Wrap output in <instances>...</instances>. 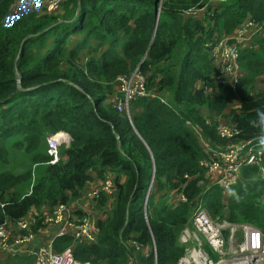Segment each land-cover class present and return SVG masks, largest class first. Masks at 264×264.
Here are the masks:
<instances>
[{
	"label": "trees",
	"instance_id": "16d2710c",
	"mask_svg": "<svg viewBox=\"0 0 264 264\" xmlns=\"http://www.w3.org/2000/svg\"><path fill=\"white\" fill-rule=\"evenodd\" d=\"M16 1L0 0V221L41 220L111 172L112 192L95 198L96 240L61 234L55 250L71 246L88 264H176L197 199L214 217L264 232V148L260 164L242 166L226 189L199 163L210 147L264 137V91L255 85L264 82V35L240 50L235 82L217 78L209 55L211 41L248 15L264 23V0H62L53 12L19 14ZM137 65L163 100L138 97L119 111L112 79ZM219 119L235 134L221 137ZM58 131L70 139L50 162L46 137ZM172 191L186 200H170Z\"/></svg>",
	"mask_w": 264,
	"mask_h": 264
},
{
	"label": "built area",
	"instance_id": "2783aa9c",
	"mask_svg": "<svg viewBox=\"0 0 264 264\" xmlns=\"http://www.w3.org/2000/svg\"><path fill=\"white\" fill-rule=\"evenodd\" d=\"M62 0H48L45 6L47 12L56 11ZM264 35V23L256 22L247 16L243 22L239 23L233 32L222 35L218 39H213L209 48L210 57L214 63L221 66L217 75L219 80H229L235 82L239 74L238 56L240 50L245 46H250L254 36ZM212 55V56H211ZM114 100L116 108L130 111V101L138 97L159 96L154 88H150L146 75L139 66H135L130 72L122 73L115 78ZM264 91V82H262ZM195 130L198 128L194 126ZM217 131L221 137H231L236 130L234 125L225 119H219ZM70 139L65 131H58L48 134L47 152L50 155V162L59 159V144ZM244 139L237 142H230L210 147L211 158H203L200 165L206 168L207 175L212 181L222 185L224 189L235 183L244 165H259L264 144L261 141ZM205 144V143H204ZM264 169L261 168L263 173ZM110 174L103 180L100 190L110 194L113 190V178ZM100 190H93L90 193L91 200H95ZM171 192L170 200L185 201L186 197L181 193ZM226 194V193H225ZM264 203V194L262 196ZM67 203H58L45 214V220L54 227V234L40 243L36 250L37 264H88L78 261L72 252V247H66L62 251H57L53 247V239L57 235L71 234L74 239L84 241H95L96 232L91 224L90 218L86 215L76 220L68 218ZM0 201V206H3ZM36 220L30 216L22 217L16 221L4 218L0 221V254L6 250L11 242V230L15 228L19 231L18 241L32 237L30 223ZM23 232V233H22ZM238 239V242L235 241ZM178 242L184 245V252L177 260L176 264H263L264 263V232L249 222H230L218 216H212L207 209L205 200L197 199L192 205L189 220L180 231ZM207 243L211 250L205 248ZM212 251V253L210 252Z\"/></svg>",
	"mask_w": 264,
	"mask_h": 264
},
{
	"label": "crops",
	"instance_id": "0c3cea01",
	"mask_svg": "<svg viewBox=\"0 0 264 264\" xmlns=\"http://www.w3.org/2000/svg\"><path fill=\"white\" fill-rule=\"evenodd\" d=\"M199 13L202 14L203 12ZM200 14H196V16ZM251 45H253V42ZM260 78H262V76ZM258 83L259 80L255 82V85L258 86ZM112 98H114V95ZM232 100L235 101V104L233 106H238L239 102L235 98H233ZM113 101L115 102L114 99ZM192 128L193 131L196 133L197 137L199 138L198 140L201 142L202 139L203 142H206L199 129L198 131H196L194 127ZM110 174L112 173L107 172L105 177L109 176ZM104 178L94 177L89 183V185L83 188L79 197L70 200L66 204L68 207V218L71 221H74L79 217L86 215L90 218L91 224L94 227L95 232L97 219L99 218V209L94 204L95 200H91V197L89 196L93 190H100L102 188ZM224 196H226L227 198L226 194ZM188 220L189 217L187 219V222ZM30 231L33 234L31 238L18 241L17 239L20 236L19 231L15 228L11 230V242L9 243L8 248L0 254V264H37L36 254L34 253L37 246L48 238H50L54 234L55 229L54 227L49 225V223L45 220V217L43 216L41 220H36L34 222L32 221L30 223Z\"/></svg>",
	"mask_w": 264,
	"mask_h": 264
},
{
	"label": "rangeland",
	"instance_id": "374dc122",
	"mask_svg": "<svg viewBox=\"0 0 264 264\" xmlns=\"http://www.w3.org/2000/svg\"><path fill=\"white\" fill-rule=\"evenodd\" d=\"M48 0H17L15 2V5L13 7V11L14 13H17L19 14L20 12L22 11H26V10H31V9H34V10H37L39 12H43V10L45 9V6H46V3H47ZM202 8H199V9H196L194 10V12L196 14H200L199 12H202L201 11ZM201 15V14H200ZM73 18V17H72ZM65 23V22H63ZM71 22H67L65 24H70ZM82 36V34H76L72 37H69V40L67 41V46H71L73 45V42L80 38ZM94 41V40H93ZM86 52H87V49L83 50L80 54V62H84L85 61V57H86ZM211 54V53H210ZM209 54V55H210ZM212 56V55H211ZM213 61H214V58H213ZM113 80V79H112ZM263 81L262 80H259V83H258V86L257 88H262V83ZM149 86V85H148ZM150 88H153V86H149ZM235 104V101L232 100L231 101V105H234ZM224 118V117H223ZM201 142L204 144V142L202 141L201 139ZM110 201V200H109ZM238 242V239L235 241V243Z\"/></svg>",
	"mask_w": 264,
	"mask_h": 264
},
{
	"label": "clouds",
	"instance_id": "9594fccd",
	"mask_svg": "<svg viewBox=\"0 0 264 264\" xmlns=\"http://www.w3.org/2000/svg\"><path fill=\"white\" fill-rule=\"evenodd\" d=\"M261 115L264 116V113H261ZM262 123H264V121H262ZM261 143L264 144V140H262Z\"/></svg>",
	"mask_w": 264,
	"mask_h": 264
},
{
	"label": "water",
	"instance_id": "95a60500",
	"mask_svg": "<svg viewBox=\"0 0 264 264\" xmlns=\"http://www.w3.org/2000/svg\"><path fill=\"white\" fill-rule=\"evenodd\" d=\"M42 31H44V30H42ZM40 32H41V31H40ZM40 32H37V34L40 33ZM18 79H19V78H18ZM151 181H152V178H151L150 182H151ZM147 194H148V192H147Z\"/></svg>",
	"mask_w": 264,
	"mask_h": 264
}]
</instances>
